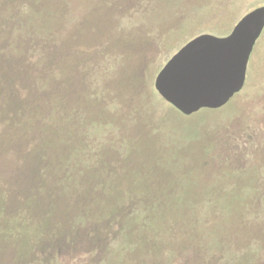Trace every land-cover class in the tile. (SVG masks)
Masks as SVG:
<instances>
[{"label":"rangeland","instance_id":"374dc122","mask_svg":"<svg viewBox=\"0 0 264 264\" xmlns=\"http://www.w3.org/2000/svg\"><path fill=\"white\" fill-rule=\"evenodd\" d=\"M258 8L0 0V264H264V31L222 108L154 88Z\"/></svg>","mask_w":264,"mask_h":264},{"label":"water","instance_id":"95a60500","mask_svg":"<svg viewBox=\"0 0 264 264\" xmlns=\"http://www.w3.org/2000/svg\"><path fill=\"white\" fill-rule=\"evenodd\" d=\"M263 29L264 8H258L245 15L227 37L193 39L157 74L156 92L185 116L222 108L243 89L247 65Z\"/></svg>","mask_w":264,"mask_h":264},{"label":"trees","instance_id":"16d2710c","mask_svg":"<svg viewBox=\"0 0 264 264\" xmlns=\"http://www.w3.org/2000/svg\"><path fill=\"white\" fill-rule=\"evenodd\" d=\"M43 92H44V94H47V91L43 90ZM52 92H55V91L52 90ZM158 96H159V95H158ZM159 97H160V96H159ZM159 99H160V102L162 103V100H163V99H162L161 97H160ZM11 100H12V101H9V102H14V103H15L17 99H16L15 97L11 96ZM204 110H206V109H204ZM207 110H209V109H207ZM20 121H21V120H20ZM21 128H22V127H21ZM36 163H37V162H36ZM36 165H37V164H36ZM41 172L43 173V171H41ZM57 250H60V249L55 248L53 252H55V251H57ZM47 252H48V251H47ZM57 252H59V251H57Z\"/></svg>","mask_w":264,"mask_h":264},{"label":"flooded vegetation","instance_id":"af4514ba","mask_svg":"<svg viewBox=\"0 0 264 264\" xmlns=\"http://www.w3.org/2000/svg\"><path fill=\"white\" fill-rule=\"evenodd\" d=\"M263 31H264V29H263ZM263 31H262V33H263ZM262 33H261V35H262ZM261 35H260V37H261ZM259 37V38H260ZM258 41V40H257ZM255 47V46H254ZM254 49V48H253ZM253 52V51H252ZM252 54V53H251ZM251 57V56H250ZM250 60V59H249ZM248 64H249V62H248ZM247 67H248V65H247ZM247 74V73H246Z\"/></svg>","mask_w":264,"mask_h":264}]
</instances>
